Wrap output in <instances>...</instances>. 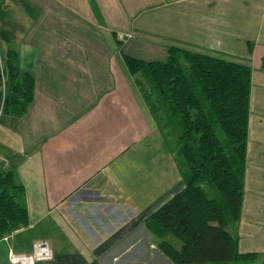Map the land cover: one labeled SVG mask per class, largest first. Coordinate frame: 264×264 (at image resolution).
<instances>
[{"label": "crops", "instance_id": "0c3cea01", "mask_svg": "<svg viewBox=\"0 0 264 264\" xmlns=\"http://www.w3.org/2000/svg\"><path fill=\"white\" fill-rule=\"evenodd\" d=\"M171 47L251 69L237 235L264 254V0H0V67L14 53L34 82L23 116L0 114V173L29 219L0 232V264L40 241L45 264H171L145 221L185 183L123 60Z\"/></svg>", "mask_w": 264, "mask_h": 264}, {"label": "trees", "instance_id": "16d2710c", "mask_svg": "<svg viewBox=\"0 0 264 264\" xmlns=\"http://www.w3.org/2000/svg\"><path fill=\"white\" fill-rule=\"evenodd\" d=\"M167 54L156 62L123 55L185 183L146 219V229L171 264H254L264 254L241 253L236 233L244 200L251 69L176 47ZM4 66L3 112L21 117L33 100V77L19 69L14 53ZM28 222L23 187L14 171H2L0 232L10 235Z\"/></svg>", "mask_w": 264, "mask_h": 264}, {"label": "built area", "instance_id": "2783aa9c", "mask_svg": "<svg viewBox=\"0 0 264 264\" xmlns=\"http://www.w3.org/2000/svg\"><path fill=\"white\" fill-rule=\"evenodd\" d=\"M0 100L2 113L4 101L6 98V77L2 67H0ZM53 254L46 241H40L34 243L32 247V253L30 255L15 254L13 252L8 253L9 264H45L52 260Z\"/></svg>", "mask_w": 264, "mask_h": 264}, {"label": "rangeland", "instance_id": "374dc122", "mask_svg": "<svg viewBox=\"0 0 264 264\" xmlns=\"http://www.w3.org/2000/svg\"><path fill=\"white\" fill-rule=\"evenodd\" d=\"M236 233H237V228H236ZM162 264H165V263L163 262ZM254 264H264V257L259 258L258 261H256V263Z\"/></svg>", "mask_w": 264, "mask_h": 264}]
</instances>
